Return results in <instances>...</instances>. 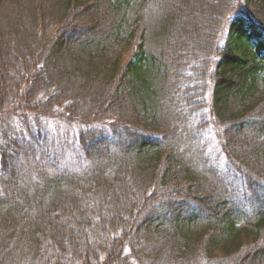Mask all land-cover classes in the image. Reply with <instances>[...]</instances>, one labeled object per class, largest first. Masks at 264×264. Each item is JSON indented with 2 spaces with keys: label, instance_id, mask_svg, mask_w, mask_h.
I'll list each match as a JSON object with an SVG mask.
<instances>
[{
  "label": "trees",
  "instance_id": "16d2710c",
  "mask_svg": "<svg viewBox=\"0 0 264 264\" xmlns=\"http://www.w3.org/2000/svg\"><path fill=\"white\" fill-rule=\"evenodd\" d=\"M0 264H264V0H0Z\"/></svg>",
  "mask_w": 264,
  "mask_h": 264
},
{
  "label": "rangeland",
  "instance_id": "374dc122",
  "mask_svg": "<svg viewBox=\"0 0 264 264\" xmlns=\"http://www.w3.org/2000/svg\"><path fill=\"white\" fill-rule=\"evenodd\" d=\"M227 41H228V36L227 35L225 37L223 36L220 42L221 48H224ZM53 140L55 142V145L64 152V153L61 152V157L63 159L62 162L70 165L69 166L70 168L76 169V167H74V164H76L75 155L71 152L72 151L71 136L63 133L62 131H56L55 133H53L52 142Z\"/></svg>",
  "mask_w": 264,
  "mask_h": 264
}]
</instances>
